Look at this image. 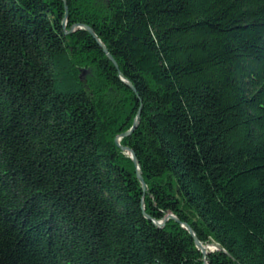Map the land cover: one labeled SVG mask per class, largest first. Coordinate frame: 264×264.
Here are the masks:
<instances>
[{"label":"trees","instance_id":"trees-1","mask_svg":"<svg viewBox=\"0 0 264 264\" xmlns=\"http://www.w3.org/2000/svg\"><path fill=\"white\" fill-rule=\"evenodd\" d=\"M64 1L0 0V264H264V0Z\"/></svg>","mask_w":264,"mask_h":264},{"label":"water","instance_id":"water-1","mask_svg":"<svg viewBox=\"0 0 264 264\" xmlns=\"http://www.w3.org/2000/svg\"><path fill=\"white\" fill-rule=\"evenodd\" d=\"M63 2H64V8L66 9V4H65V1L63 0ZM65 16H66V14H65ZM65 24H66V17L63 19V26H65ZM76 28H83V29H85L95 40H96V42L99 44V46L102 48V50H103V52L106 54V56H107V58L114 64V66L117 68V65H116V63L114 62V60L111 58V56L109 55V53L107 52V50H106V48L104 47V45L100 42V40L97 38V36L95 35V33H94V31L91 29V28H89V27H87V26H84V25H80V24H76V25H74V26H72L71 27V31H73L74 29H76ZM119 78L121 79V81L122 82H124L126 85H128L132 90H134L133 89V87L129 84V82H127L125 79H124V77L122 76V75H120L119 74ZM138 117H139V112H137V114H136V117H135V120H134V122H133V126L130 128V130H128L127 132H125V133H123V134H121V135H119V137L118 138H120V137H123V136H126V135H128L133 129H134V127H135V125H136V123H137V119H138ZM118 138L115 140V142H116V144L117 145H119L118 144ZM124 152H126L128 155H129V157L131 158V160L133 161V163H134V165H135V167H136V173H137V178H138V180L140 181V183L142 184V186H144V183H143V179H142V177H141V175H140V170H139V165H138V162H137V160H136V157H135V154L129 149V148H127V147H122L121 148ZM169 218H171V219H174L175 221H178V219L173 215V214H168L162 221H153L154 222V224H157L158 226H163L164 225V222L167 220V219H169ZM181 227H183L193 238H194V243H195V246H196V248L200 251V252H202L203 254H206L207 253V251H212V250H215V249H217V246L215 245V244H211V245H209V246H211L210 248H208V250H204L203 248H204V246L199 242V240L195 237V234H194V232H193V230H192V228L189 226V225H187V224H185V223H181Z\"/></svg>","mask_w":264,"mask_h":264},{"label":"rangeland","instance_id":"rangeland-1","mask_svg":"<svg viewBox=\"0 0 264 264\" xmlns=\"http://www.w3.org/2000/svg\"><path fill=\"white\" fill-rule=\"evenodd\" d=\"M121 138V137H120ZM118 140H119V138H118ZM211 245V244H210ZM204 246V245H203ZM206 246H209V245H206ZM211 247V246H210Z\"/></svg>","mask_w":264,"mask_h":264}]
</instances>
